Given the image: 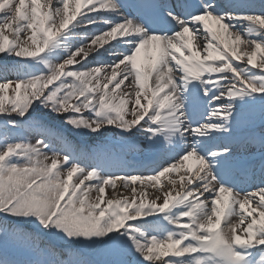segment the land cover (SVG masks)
I'll return each mask as SVG.
<instances>
[{"label": "snow or ice", "instance_id": "obj_1", "mask_svg": "<svg viewBox=\"0 0 264 264\" xmlns=\"http://www.w3.org/2000/svg\"><path fill=\"white\" fill-rule=\"evenodd\" d=\"M0 264H264V0H0Z\"/></svg>", "mask_w": 264, "mask_h": 264}, {"label": "bare ground", "instance_id": "obj_2", "mask_svg": "<svg viewBox=\"0 0 264 264\" xmlns=\"http://www.w3.org/2000/svg\"><path fill=\"white\" fill-rule=\"evenodd\" d=\"M158 193H156L155 192V190H153V189H150L149 190V195H150V197H154L155 195H157Z\"/></svg>", "mask_w": 264, "mask_h": 264}]
</instances>
